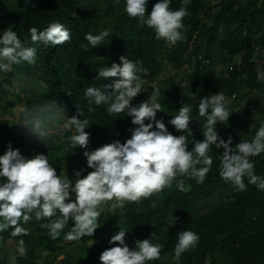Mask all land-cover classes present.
Instances as JSON below:
<instances>
[{"label":"trees","instance_id":"trees-1","mask_svg":"<svg viewBox=\"0 0 264 264\" xmlns=\"http://www.w3.org/2000/svg\"><path fill=\"white\" fill-rule=\"evenodd\" d=\"M124 3L125 0H0V31L13 28L25 43H32L28 31L31 26L43 28L50 21L59 20L71 32V40L62 45H41L35 64L14 63L7 71H0V154L11 142L25 156L44 152L57 172L61 175L65 172L70 180L75 179L74 173L79 169H84L81 175H87L92 169L87 165L85 149L78 145L72 147L71 132L61 131L62 126L54 128L53 118L76 114L82 120L87 119L89 125L85 130L91 134L89 149L117 138L123 142L130 115L109 114L106 105L91 104L84 95L88 85L100 86L114 79L95 76L101 67L122 63L121 56L141 60L148 69L147 73H140L143 83L144 76L156 79L165 67L177 73L189 57L187 63L192 67L185 84H179L169 75L154 87L162 108L157 110V117H163L174 134L180 130L168 121L186 103L191 105L194 116L190 127L196 138L202 139L206 117H196L198 104L201 97L217 91L224 94V99L238 94L239 90L248 96L256 90L260 96L259 113L255 117L242 107L234 110L226 103L232 111L228 122L217 121L221 137L227 139L231 135V143L235 145L241 138L250 139L264 123L261 119L264 118V81L256 78L257 70L264 69V58L257 67L253 56L255 44L264 50V0H219L211 13L206 0H189L185 5L189 14L183 18L185 38L173 46L162 38H155L153 29L129 17ZM154 3L155 0H148L146 11ZM180 6L181 0H172L170 4L172 8ZM101 29L108 30L105 43L88 50L81 47V42L87 43L86 32L95 34ZM191 41L195 45L190 55L187 49ZM236 56L241 61L225 67V61ZM203 58L209 61L202 62ZM143 87L133 103L141 101L153 88L146 83ZM16 105L22 111L19 122L10 127L3 115ZM25 109L31 110L27 117ZM36 121L47 126L46 137H35L23 125L31 126ZM221 151L223 146L211 148L213 164L203 183L182 177L185 186L190 185L187 191L178 189L174 180L170 186L138 202L129 201L122 208L117 205L112 210L101 208L97 218L100 225L92 236L64 242L65 234L74 225L69 219L60 234L52 238L41 225L55 216L42 220L33 216L24 225L27 234L12 236L10 229L0 232V264L8 253V239L20 245L23 241L21 246L25 252L16 256V264H102L98 257L103 249L111 246L108 240L119 226L128 229L125 239L130 247L135 246L137 238L155 233L153 242L161 245V256L148 264H171L177 258L174 256L176 233L183 228L198 232L200 240L196 247L177 258L178 264H207V259L209 264H264V191L252 184L244 191H236L226 183L218 171ZM254 159L255 171L264 175V154ZM71 198L75 199V194ZM171 213L178 219L169 225ZM104 230L107 234L96 246L95 239ZM90 240L95 243L94 247L88 244Z\"/></svg>","mask_w":264,"mask_h":264},{"label":"clouds","instance_id":"clouds-1","mask_svg":"<svg viewBox=\"0 0 264 264\" xmlns=\"http://www.w3.org/2000/svg\"><path fill=\"white\" fill-rule=\"evenodd\" d=\"M188 2L181 0L179 8H172V0H155L151 10L146 11L148 0H125L124 11L153 29L155 38H162L173 46L185 38L182 29L185 27L183 18L189 14L185 6ZM28 31L32 43L22 41L13 28L5 27L0 31V71H7L14 63L35 64L41 45H62L71 40L70 29L59 20L50 21L43 28L31 26ZM107 36V29L95 34L88 31L84 34L87 43L81 42V47L88 50L103 44ZM120 61L122 63L113 62L111 66L99 68L97 79H114L100 86L88 85L84 95L91 104L106 105L109 114L124 112L130 115V136L123 142L117 138L89 149L91 134L85 130L88 120H82L76 114H62L61 131L71 132L69 142L72 147L78 145L85 149L87 165L92 169L87 175H81L84 169L76 170L74 180H70L65 172L63 175L58 173L44 152L25 156L8 142L0 154V232L10 229L12 236L27 234L28 229L24 225L33 216L36 220L55 216V219L41 225L48 229L52 238L60 234L69 219L74 221V225L65 234L67 240L92 236L100 225L97 218L106 201L114 200L112 206L122 208L126 202H138L142 197L161 191L174 180L178 189L187 191L190 185L185 186L184 176L193 178L198 184L203 183L213 164V156L209 154L213 146L216 149L223 146L218 171L226 183L236 191L246 190L248 184L264 191V175L255 171L254 159L264 154V123L250 139L241 138L235 145L231 143V135L227 139L221 137L217 121L228 122L232 110L226 106L224 94L217 91L211 96L201 97L198 104L196 117H206L203 138H196L190 127L194 116L191 105L186 103L181 104L168 121L180 130L179 134H174L163 117H157V110L162 108L155 89L147 99L132 102L144 90L140 73H147L148 69L138 58L121 56ZM256 78L264 81V69L257 70ZM24 112L27 117L31 110L25 109ZM23 125L35 137L48 135L47 126L39 121L31 126ZM73 194L75 199L71 198ZM177 219L171 213L169 225ZM127 231L119 226L110 236L108 244L111 246L103 249L98 257L102 264H148V261L161 256V245L153 242L154 232L150 237L137 238L135 246L130 247L125 239ZM176 235L174 256L177 258L196 247L200 240L199 233L191 228L178 230ZM20 243L22 245L23 241ZM18 251L23 253L24 248L20 247Z\"/></svg>","mask_w":264,"mask_h":264},{"label":"rangeland","instance_id":"rangeland-1","mask_svg":"<svg viewBox=\"0 0 264 264\" xmlns=\"http://www.w3.org/2000/svg\"><path fill=\"white\" fill-rule=\"evenodd\" d=\"M206 1L208 3L209 12L210 13L213 12L215 9V5L218 3L219 0H206ZM206 17H207V13H204L203 18H206ZM194 45H195V42H193V41H191L190 44L188 45L187 52H190V55L193 52L192 50H193ZM253 56L257 62V64H256L257 67H259L260 66L259 62L264 58V50H260L257 44H255L253 46ZM188 58L189 57H186L185 63L179 69V71L177 73L171 71L168 67H165L161 71L158 78H156V79H150V78H148V76H144L145 82L143 83V85L145 83L152 85L153 88L151 90L154 91L155 84L157 82H159V80H162L163 78H166L169 75H173L178 80L179 84H181V85L185 84L187 82V72L189 70H191V67H192L190 65V63H187ZM240 61H241L240 57L236 56L232 59L226 60L224 65L226 67V66H230L233 63L238 64ZM151 92H149L142 100L147 99L150 96ZM225 102L228 105H230L234 110H236L239 107L244 108L247 111V113L252 115V117L257 116L259 113L258 108L260 105V103H259L260 102V96L256 90L249 92V96L245 93V91L239 90L238 94H235V95L232 94L230 96H227L225 98ZM21 111H22V107L20 105H16L10 109V112L8 111L7 113H5L3 115L5 118H8L10 127L14 126L15 123L19 122ZM0 113H1V109H0ZM261 119L264 121L263 117H261ZM130 125H131V117L128 120V127H127L126 132H125L126 137L130 136V134H131L130 133ZM53 126H54V128L62 126L61 116H56L53 118ZM65 167L67 168L68 165H66ZM112 201L104 202L102 204L101 208H109L112 210V208H113ZM106 234H107V230H104L103 232L99 233L98 237L95 239L96 246L100 245L103 242V239L105 238ZM67 241H69V240L64 238V242H67ZM92 242H93V240H90V241H88V244L90 245ZM59 245H61V244H59ZM90 246L94 247L95 243L93 242ZM20 247H23V246H21L20 244H16L12 239H8L7 240L8 253H7V256L5 257V261L3 264H16V262H15L16 256L24 254V252H25V250L23 253L19 252L18 249ZM60 257H62V256H60ZM206 263L209 264V259H207ZM55 264H58V263L56 262ZM171 264H178V259L174 258L171 261Z\"/></svg>","mask_w":264,"mask_h":264},{"label":"built area","instance_id":"built-area-1","mask_svg":"<svg viewBox=\"0 0 264 264\" xmlns=\"http://www.w3.org/2000/svg\"><path fill=\"white\" fill-rule=\"evenodd\" d=\"M199 57H201V56H200V54L198 53L197 58H199ZM208 61H209L208 59H204V58L202 59V62H208Z\"/></svg>","mask_w":264,"mask_h":264}]
</instances>
